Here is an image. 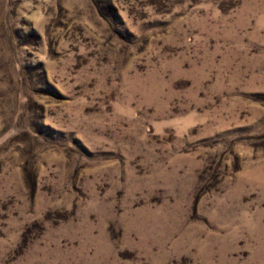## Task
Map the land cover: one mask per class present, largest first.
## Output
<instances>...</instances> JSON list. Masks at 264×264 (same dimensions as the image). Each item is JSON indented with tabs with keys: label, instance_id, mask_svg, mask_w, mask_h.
Returning <instances> with one entry per match:
<instances>
[{
	"label": "rangeland",
	"instance_id": "obj_1",
	"mask_svg": "<svg viewBox=\"0 0 264 264\" xmlns=\"http://www.w3.org/2000/svg\"><path fill=\"white\" fill-rule=\"evenodd\" d=\"M0 264H264V0H0Z\"/></svg>",
	"mask_w": 264,
	"mask_h": 264
}]
</instances>
